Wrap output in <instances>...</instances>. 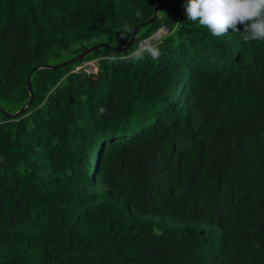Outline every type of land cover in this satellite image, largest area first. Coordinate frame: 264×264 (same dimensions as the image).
Returning <instances> with one entry per match:
<instances>
[{
    "label": "trees",
    "instance_id": "trees-1",
    "mask_svg": "<svg viewBox=\"0 0 264 264\" xmlns=\"http://www.w3.org/2000/svg\"><path fill=\"white\" fill-rule=\"evenodd\" d=\"M164 1L0 0V107ZM185 2L0 110V264H264V42ZM142 41L158 60L120 59Z\"/></svg>",
    "mask_w": 264,
    "mask_h": 264
},
{
    "label": "clouds",
    "instance_id": "clouds-1",
    "mask_svg": "<svg viewBox=\"0 0 264 264\" xmlns=\"http://www.w3.org/2000/svg\"><path fill=\"white\" fill-rule=\"evenodd\" d=\"M183 8L188 21L207 29L214 37L225 36L230 30L239 34L244 43L264 42V0H186ZM179 27L180 23H176V30ZM124 31L130 32L131 28L125 26ZM160 55L157 45L142 41L134 51L120 59L141 62L151 58L155 61ZM111 59L115 62L117 58ZM103 111L101 108V114Z\"/></svg>",
    "mask_w": 264,
    "mask_h": 264
},
{
    "label": "water",
    "instance_id": "water-1",
    "mask_svg": "<svg viewBox=\"0 0 264 264\" xmlns=\"http://www.w3.org/2000/svg\"><path fill=\"white\" fill-rule=\"evenodd\" d=\"M173 1L175 0H166L160 4H158L154 10H153V15L144 20L143 22L137 24L134 26L133 30H132V34H131V37L129 38V40L123 44V45H114V46H111L109 45L107 42H98L96 44H93L91 46H89L88 48L82 50L81 52H79L78 54L70 57V58H67L57 64H38L36 66H34L29 72L28 74L26 75V85H27V89H28V92H29V97H28V100L26 101V103L21 106L18 110H16L15 112L13 113H10V112H7L5 111L2 107H0V110L3 112V114L7 117V118H14L16 117L18 114L22 113L28 106L29 104L31 103V101L33 100V92H32V87H31V82H30V74L35 71V70H38L40 68H54V67H60V66H63V65H67V64H70V63H73L77 60H80L82 59L83 57H85L87 54L101 48V47H106V48H111L113 51L115 52H122L124 51L125 49H127L130 45H132L136 40H137V33L138 31L140 30L141 27L145 26V25H148L149 23L153 22L157 17H158V11L164 7V6H167L169 5L170 3H172Z\"/></svg>",
    "mask_w": 264,
    "mask_h": 264
},
{
    "label": "rangeland",
    "instance_id": "rangeland-1",
    "mask_svg": "<svg viewBox=\"0 0 264 264\" xmlns=\"http://www.w3.org/2000/svg\"><path fill=\"white\" fill-rule=\"evenodd\" d=\"M161 33H162V32L160 31L159 34H161ZM153 37H154V39H157V38H158V36H156V35L153 36Z\"/></svg>",
    "mask_w": 264,
    "mask_h": 264
}]
</instances>
